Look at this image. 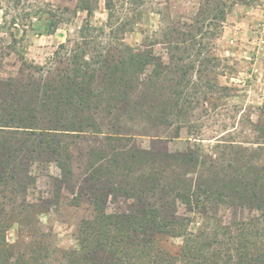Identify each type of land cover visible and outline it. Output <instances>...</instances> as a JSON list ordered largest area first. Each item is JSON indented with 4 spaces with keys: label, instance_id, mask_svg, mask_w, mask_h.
Listing matches in <instances>:
<instances>
[{
    "label": "trees",
    "instance_id": "trees-1",
    "mask_svg": "<svg viewBox=\"0 0 264 264\" xmlns=\"http://www.w3.org/2000/svg\"><path fill=\"white\" fill-rule=\"evenodd\" d=\"M99 1H78L87 16L73 45L0 78V264H264V125L246 118L261 141L229 133L186 151L144 148L133 135L172 119L202 134L195 103L218 88L204 79L218 59L205 39L212 48L222 33L226 2L201 3L188 38L167 33L165 61L150 46L111 47L133 23L124 11L144 0H103L109 35L91 23ZM45 21L52 34L62 16ZM52 161L53 191L30 200L32 167ZM52 206L77 213L74 247L41 227Z\"/></svg>",
    "mask_w": 264,
    "mask_h": 264
},
{
    "label": "rangeland",
    "instance_id": "rangeland-1",
    "mask_svg": "<svg viewBox=\"0 0 264 264\" xmlns=\"http://www.w3.org/2000/svg\"><path fill=\"white\" fill-rule=\"evenodd\" d=\"M78 1L0 0V78L18 76L26 64H46L61 42L69 43L68 40L72 39L70 45H73L79 39L80 28L87 16L86 11L77 8ZM204 1L144 0L143 4L133 6L135 10L129 7L124 13L134 16L133 23L120 35L123 40L114 41L111 47L124 44L150 46L167 61V33L175 34L179 29L181 37L188 38L182 33L194 30L193 22ZM223 1L227 5V17L222 33L212 39V48L211 38L205 39V42L210 41L211 56L218 59L212 61L213 70L204 79L218 83V88L208 93V89L203 88L205 92L199 95L195 103L196 115L202 117L197 123L201 120L204 123L200 128L202 134L194 135L187 123L181 120H169L157 129L140 124L133 132L139 146L149 148L156 144L169 151H186L196 143L213 145L216 138L223 134L228 136L229 133H234V139L238 141H261L257 135L251 134L246 118L264 125V0ZM50 13L61 15L62 22L54 33L47 34L44 24ZM120 14L121 17L126 16ZM107 16L104 1L100 0L91 23L104 27ZM110 32V26H105V33L109 35ZM194 75L195 78L196 73ZM32 173L37 182L28 198L36 200L42 195L49 196L54 189L53 178L60 173L57 162L36 163ZM53 209L52 206L49 212L41 215V227L53 234L56 245L74 247L77 213L63 208L58 214ZM180 212L192 214L184 208ZM216 212L215 215L224 222L233 218V211L225 207ZM250 214L245 210L239 212L238 216ZM14 235L15 231L12 230L10 236ZM176 241L181 242V239Z\"/></svg>",
    "mask_w": 264,
    "mask_h": 264
}]
</instances>
